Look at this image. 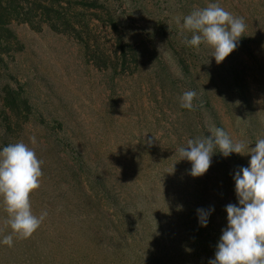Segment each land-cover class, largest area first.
Instances as JSON below:
<instances>
[{"label": "rangeland", "instance_id": "1", "mask_svg": "<svg viewBox=\"0 0 264 264\" xmlns=\"http://www.w3.org/2000/svg\"><path fill=\"white\" fill-rule=\"evenodd\" d=\"M106 2L137 51L132 74L86 62L70 35L9 24L20 49L6 58L10 78H0V89L17 83L27 106L9 109L0 93V150L22 141L35 151L43 175L30 196L32 212L48 215L30 238L14 237L11 247L0 243V264H119L118 251L131 254L146 246L175 261L173 250L191 254L196 240L194 206L212 209L209 241L227 227L226 206L238 205L230 174L208 169L193 177L191 163L179 160L176 150L199 137L195 122L201 115L209 135L217 123L233 142L250 148L264 138V0ZM209 3L246 24L237 47L220 63L209 46L183 43L192 35L182 28L183 18ZM188 90L197 94L192 110L180 106ZM235 154L249 166L250 154ZM104 189L132 200L153 233L116 242L111 223L119 215L109 209ZM109 212L112 221L103 219ZM7 219L0 201V241L12 231ZM120 225L118 230L126 229Z\"/></svg>", "mask_w": 264, "mask_h": 264}, {"label": "clouds", "instance_id": "2", "mask_svg": "<svg viewBox=\"0 0 264 264\" xmlns=\"http://www.w3.org/2000/svg\"><path fill=\"white\" fill-rule=\"evenodd\" d=\"M182 28L192 33L183 43L193 48L202 43L209 46L215 61L220 63L235 50L246 24L242 17L233 16L218 3H209L186 15ZM196 95L194 90L185 91L180 106L192 110ZM210 133L207 137L187 139L186 145L176 150L179 160L191 163V176L207 172L217 149L224 157L237 153L250 154L251 158L249 166L233 176L238 205L228 204L225 208L227 227L222 230L215 257L209 264H264V138L257 139L250 148L245 142H233L222 128L214 127ZM29 140L36 143L35 136ZM151 142L147 141L149 145ZM41 165L35 151L22 141L0 150V201L8 215L6 224L12 230L0 243L8 247L13 246L14 237L30 238L48 215L47 211L34 215L30 202L31 193L40 187ZM211 211L197 209L201 226L207 225Z\"/></svg>", "mask_w": 264, "mask_h": 264}, {"label": "trees", "instance_id": "3", "mask_svg": "<svg viewBox=\"0 0 264 264\" xmlns=\"http://www.w3.org/2000/svg\"><path fill=\"white\" fill-rule=\"evenodd\" d=\"M12 22L25 23L32 30H39L45 26L53 32L70 35L79 44L84 60L91 61L96 67L110 68L114 73L126 75L132 74L136 69L137 51L132 44L124 40L119 26L120 21L106 0H0V78H10L9 73L4 71L6 58L20 49V45L9 28ZM107 42L111 48L107 47ZM178 62L181 68L186 70L185 62L180 58ZM183 73L187 74V71ZM0 93L4 105L9 109H17L20 104L27 106L23 91L17 83L13 86L3 85ZM211 126L221 128L217 123ZM195 128L198 130V138L209 136L202 115L195 122ZM211 164L213 167L209 169H221L230 174L232 179L236 172L244 168L235 153L224 157L218 149L211 157ZM167 172L168 175L171 174L170 171ZM111 190L104 189L103 198L109 203L108 207L111 212H117L119 215L115 216L117 219L111 223L114 228L115 241L124 244L136 237L135 234L139 236L133 240L142 241L146 230L147 234L153 233L149 230L151 226L148 223L149 220L147 219L146 224H143L141 222L143 215H138L132 209L134 202L131 200V204L129 200L126 202L118 199L117 194H110ZM196 208L194 206V213L196 218H199ZM111 212L103 214V219L112 221ZM121 223H125L126 229L128 227L131 231L127 230L128 233L124 237L122 232L126 229L116 228V226L120 227ZM206 226H201L200 222H197L193 227L198 229V233L194 236L196 240L192 244L191 254L183 250H173L176 256L175 261L168 258L169 255L164 256L159 251L151 252L146 246L144 251L131 254L118 251L116 256L119 257V264H209V261L215 257L220 236L214 239L211 237L208 241L205 233ZM108 239L112 240V238Z\"/></svg>", "mask_w": 264, "mask_h": 264}]
</instances>
